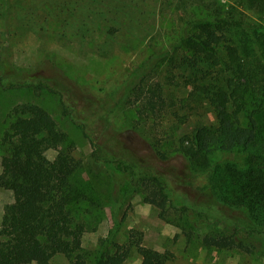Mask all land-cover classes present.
<instances>
[{
  "label": "trees",
  "instance_id": "1",
  "mask_svg": "<svg viewBox=\"0 0 264 264\" xmlns=\"http://www.w3.org/2000/svg\"><path fill=\"white\" fill-rule=\"evenodd\" d=\"M244 1L247 7L264 13V0ZM203 7L211 12L206 10L211 5L203 4ZM215 10L217 13L212 16L189 13L178 40L169 50L164 49V54L151 56L149 62L142 64L132 74V82L125 87L123 95L128 93L126 102L134 104L136 114L151 120L155 128L172 116L180 118L179 110L191 102L195 105L206 102L211 107L215 122L198 121L190 132L179 137L174 149L183 157L186 171L176 174L156 166L157 171L140 176L136 184L143 192V200L156 206L162 217L174 206L167 190L168 176L194 203L226 207L238 216L235 223L227 226L229 229L221 228L220 221L209 223L210 229L202 236L203 245L237 247L250 252L262 245L264 239V136L257 141L258 116L264 107V47L259 45L264 18L250 22L234 17L231 11L221 16L218 5ZM165 56L176 59L179 76L191 87L186 98H173L158 82L146 83L143 89L132 88ZM4 64L3 73L15 71L8 62ZM50 65L54 66L53 59ZM59 75L42 74L37 67L22 75L23 83L11 85L30 86L36 94L43 89L52 90L60 98L63 114L73 113L79 119L82 117L81 120L92 117L99 133L94 150L106 149L115 156L113 163L117 168L125 172L133 170V163L139 161H135L133 152L118 137L119 129L111 118L119 98L94 95L82 90L62 72ZM10 115L3 141L18 148L21 154L7 173L0 175V185L13 195L0 227V264H51L50 259L56 253L66 256L69 264H122L132 248L141 256L140 264H166L172 258L173 253L168 249L142 244V232L130 229L128 240L123 243L111 237L103 240L90 262L91 257L82 245L85 223L73 208L80 199H89V195L75 180L80 160L64 146L67 133L46 109L34 102L15 104ZM156 142L153 144L161 141ZM154 151L160 160L168 157L166 149L154 148ZM212 151L218 154L213 167L205 161ZM197 163L208 167L207 180L201 185L195 182ZM225 174H229L227 183L233 182L236 192L233 203L223 201L220 191ZM174 207L192 227L201 219L208 222L203 211L193 205Z\"/></svg>",
  "mask_w": 264,
  "mask_h": 264
},
{
  "label": "rangeland",
  "instance_id": "2",
  "mask_svg": "<svg viewBox=\"0 0 264 264\" xmlns=\"http://www.w3.org/2000/svg\"><path fill=\"white\" fill-rule=\"evenodd\" d=\"M203 4L211 5L212 8L206 9L211 12H206ZM217 5L221 16L231 11L234 17L245 21L264 18L263 12L247 7L244 0H0V175L6 174L21 154L18 148L3 141L11 108L20 102L39 104L67 133L64 146L80 160L75 180L80 188L87 190L89 199H80L73 208L85 223L82 245L91 257L90 262L103 240L111 237L123 243L128 240L130 229H137L142 232V244L173 253L166 264H264V239L262 245L250 252L237 247L203 245L202 236L210 229L209 223L220 221L224 229L235 223L238 216L226 207L196 204L191 196L179 190L172 177H166L172 205H193L208 217V222L201 219L192 227L184 217L180 218L174 206L169 207L165 217L160 216L156 206L143 200V192L136 184L140 176L157 171L156 166L176 174L184 173L185 161L174 150L179 137L190 132L198 121L213 123L215 118L206 102L198 105L191 102L179 110L180 118L172 116L155 128L151 120L136 114L134 104L126 102L125 87L142 64L164 54L163 50H169L178 40L189 13L212 16L217 13ZM260 31L259 45L264 47V27ZM165 57L132 88L158 82L173 98H186L191 87L179 76L176 59ZM51 59L54 66L50 65ZM5 62L15 71L3 73ZM37 67L45 75L60 77L62 72L82 90L94 95L119 98L111 118L119 129L118 137L133 152L135 161H139L138 164L129 161L133 170L125 172L117 168L113 163L115 156L106 149L94 150L99 133L92 117L81 120L82 117L79 119L73 113L63 114L60 98L52 90L43 89L36 94L30 86L11 85L23 83L22 75ZM82 121H85L84 130ZM258 122L257 141L264 136V107ZM157 140L160 144H153ZM154 148L166 149L168 157L160 160ZM217 159L216 151L205 157L212 167ZM123 161L128 160L123 158ZM220 166L225 167L223 163ZM207 168L199 163L194 167L196 183L201 185L207 180ZM223 179L220 190L223 201L233 203L236 197L233 182L227 183L229 174ZM12 200L11 190L0 185V227ZM140 261L141 256L132 248L122 264H140ZM50 262L69 264V259L56 253Z\"/></svg>",
  "mask_w": 264,
  "mask_h": 264
}]
</instances>
